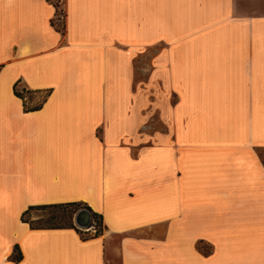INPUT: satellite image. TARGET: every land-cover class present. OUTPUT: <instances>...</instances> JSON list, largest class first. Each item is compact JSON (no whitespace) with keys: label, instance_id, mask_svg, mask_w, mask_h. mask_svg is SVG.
<instances>
[{"label":"crops","instance_id":"0c3cea01","mask_svg":"<svg viewBox=\"0 0 264 264\" xmlns=\"http://www.w3.org/2000/svg\"><path fill=\"white\" fill-rule=\"evenodd\" d=\"M260 146L262 0H0V264H264ZM69 200L104 232L22 219Z\"/></svg>","mask_w":264,"mask_h":264},{"label":"trees","instance_id":"16d2710c","mask_svg":"<svg viewBox=\"0 0 264 264\" xmlns=\"http://www.w3.org/2000/svg\"><path fill=\"white\" fill-rule=\"evenodd\" d=\"M20 81L17 80L14 83V91L15 93L23 98L24 108L26 110H33L42 107L44 101L47 99V96L50 94L51 89H41V88H28L26 86L22 87V90L19 89ZM38 92H44L43 97L40 100H35L34 96ZM28 98H30L28 100ZM29 101H32L31 103ZM81 207H87L91 210L92 213V224L95 226L94 231H84L78 226L73 217L75 212ZM34 208H42L47 209L50 214L47 218H29L26 217V214L30 213ZM22 219L28 221L32 227H65V226H73L77 230H79L84 238L89 236H95L102 234L106 227L104 223L103 214L95 211L86 201L84 200H69V201H59V202H49V203H41V204H30L27 209H25L22 213ZM201 243L198 242V246ZM15 250L18 245L16 244ZM11 254V256L15 259H20L22 254L16 253V251Z\"/></svg>","mask_w":264,"mask_h":264},{"label":"rangeland","instance_id":"374dc122","mask_svg":"<svg viewBox=\"0 0 264 264\" xmlns=\"http://www.w3.org/2000/svg\"><path fill=\"white\" fill-rule=\"evenodd\" d=\"M262 2H264V0H262ZM58 22L62 26V22H63V9L62 8H60ZM144 62H145V58H142L141 59L140 57H138L137 63H136V69H137L136 77H137V79H140L141 77L142 78L145 77V74L146 73H144V71L141 72V64H144ZM148 63H149V66H151V57L148 58ZM22 86H25L24 83H22V82L19 83V87H22ZM43 94H44V92H38L34 96V99L35 100H40L43 97ZM29 99L30 98H28V100ZM29 102L31 103L32 101H29ZM150 114L151 115L149 117V121H148V123L146 125H147V128L152 129V130H155L157 127H160V125H159V123L157 121L156 111L153 110ZM258 149H259L260 155H261V157H262V159L264 161V146H260ZM49 214H50V212L47 209L34 208V209L31 210L30 213L26 214V217L33 218V219L39 218V217H41V218H47L49 216ZM74 216H75V214H74ZM73 219H74V217H73ZM199 246H200V248L202 250L208 249V244H206V243H200ZM16 253H17V251H16Z\"/></svg>","mask_w":264,"mask_h":264},{"label":"water","instance_id":"95a60500","mask_svg":"<svg viewBox=\"0 0 264 264\" xmlns=\"http://www.w3.org/2000/svg\"><path fill=\"white\" fill-rule=\"evenodd\" d=\"M75 223L80 227H88L92 224V213L87 207H81L74 216Z\"/></svg>","mask_w":264,"mask_h":264},{"label":"built area","instance_id":"2783aa9c","mask_svg":"<svg viewBox=\"0 0 264 264\" xmlns=\"http://www.w3.org/2000/svg\"><path fill=\"white\" fill-rule=\"evenodd\" d=\"M23 87V86H22ZM22 87H19V89L20 90H22ZM82 230H84V231H94L95 230V226H94V224H91L90 226H88V227H80Z\"/></svg>","mask_w":264,"mask_h":264}]
</instances>
